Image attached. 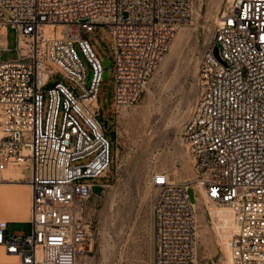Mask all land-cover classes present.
I'll use <instances>...</instances> for the list:
<instances>
[{"label": "built area", "instance_id": "built-area-1", "mask_svg": "<svg viewBox=\"0 0 264 264\" xmlns=\"http://www.w3.org/2000/svg\"><path fill=\"white\" fill-rule=\"evenodd\" d=\"M223 2L183 139L196 184L233 213L231 264H264V0ZM194 8L195 0H0V179L20 170L32 190L30 232L10 234L0 222L8 254L81 264L92 250L93 179L110 169L112 145L98 99L106 66L88 34L110 29L113 107H131ZM152 184L153 264H199L192 182L160 171Z\"/></svg>", "mask_w": 264, "mask_h": 264}, {"label": "rangeland", "instance_id": "rangeland-1", "mask_svg": "<svg viewBox=\"0 0 264 264\" xmlns=\"http://www.w3.org/2000/svg\"><path fill=\"white\" fill-rule=\"evenodd\" d=\"M223 5V0H195L193 18L179 28L169 52L131 107H113L114 42L110 29L99 24L88 34L96 54L110 63L105 65L108 74L98 99L103 120L108 121L104 127L111 140L112 161L106 176L93 179L100 183L88 207L93 218V247L81 264H153V204L158 189L152 184V176L160 171L173 181L192 182L189 194L197 212L199 264H231L224 238L228 211L210 202L196 184L194 162L183 139L184 125L200 95V61ZM8 42L14 49L13 28L9 29ZM75 49L90 77L89 63L77 43ZM15 55L14 51L6 52L3 59ZM111 131H115V139ZM9 176L28 182L24 176ZM17 229L30 232L31 225L9 224V232Z\"/></svg>", "mask_w": 264, "mask_h": 264}, {"label": "crops", "instance_id": "crops-1", "mask_svg": "<svg viewBox=\"0 0 264 264\" xmlns=\"http://www.w3.org/2000/svg\"><path fill=\"white\" fill-rule=\"evenodd\" d=\"M24 176L20 170L8 171L1 178L8 180L0 183V222H7V231L10 234H27L23 229L9 232V224H30L32 192L29 186L22 180L11 176ZM13 178V177H12ZM0 264H23L16 255L8 254L3 246H0Z\"/></svg>", "mask_w": 264, "mask_h": 264}, {"label": "bare ground", "instance_id": "bare-ground-1", "mask_svg": "<svg viewBox=\"0 0 264 264\" xmlns=\"http://www.w3.org/2000/svg\"><path fill=\"white\" fill-rule=\"evenodd\" d=\"M2 182H4V181H2ZM2 182L0 181V183H2ZM22 183H24L25 185L29 186V188L31 189V187L28 184V182H24L22 180ZM187 183H189V182L187 181ZM31 192H32V190H31ZM31 200H32V198H31ZM199 200H198V202H199ZM198 202H197L196 206H198V204H199ZM222 208H224V209H226L228 211L229 222L226 224L225 229H224V233H225L224 234V238H225V241H226V244H227V247H228V251H229V259H231V257H230V246H229V243H230L231 236H232L233 232L235 231L234 221H233L234 220V217H233V213H232L231 209H229L226 206H224ZM224 220H226V219H224Z\"/></svg>", "mask_w": 264, "mask_h": 264}, {"label": "water", "instance_id": "water-1", "mask_svg": "<svg viewBox=\"0 0 264 264\" xmlns=\"http://www.w3.org/2000/svg\"><path fill=\"white\" fill-rule=\"evenodd\" d=\"M104 63H105L106 66H109V65H110V63H109L108 60H105ZM107 74H108V72H105V73H104V77H106ZM103 122L106 123V126H107L108 121H107V120H103ZM110 136H111L112 138L115 139V138H116L115 131H111V132H110Z\"/></svg>", "mask_w": 264, "mask_h": 264}]
</instances>
